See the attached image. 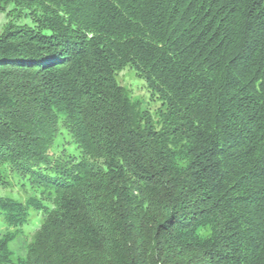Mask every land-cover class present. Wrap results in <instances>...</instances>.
<instances>
[{
	"label": "trees",
	"instance_id": "obj_1",
	"mask_svg": "<svg viewBox=\"0 0 264 264\" xmlns=\"http://www.w3.org/2000/svg\"><path fill=\"white\" fill-rule=\"evenodd\" d=\"M0 12V185L12 171L34 192L0 194V264H264V0ZM126 66L155 113L119 83ZM64 131L79 153L57 159ZM31 207L43 220L14 262Z\"/></svg>",
	"mask_w": 264,
	"mask_h": 264
},
{
	"label": "rangeland",
	"instance_id": "obj_2",
	"mask_svg": "<svg viewBox=\"0 0 264 264\" xmlns=\"http://www.w3.org/2000/svg\"><path fill=\"white\" fill-rule=\"evenodd\" d=\"M10 19L7 16V12H0V31L4 28V24ZM18 20V19H17ZM29 18L23 17L18 20L20 23L29 22ZM117 76L119 83L132 95L134 99L140 100L143 108H147L152 112H156L161 107L162 102L157 98L151 97V92L145 79L137 76L135 71L126 66L121 70ZM79 148L77 143L70 137V135L64 131L56 138L54 145L50 149V154L54 158L63 157L68 158L71 154H78ZM7 182L0 185V194L15 198L17 200L26 202V200L34 196V192L27 182V185H23L25 180L19 175L14 174L12 171H8ZM29 222L25 227L15 235V237L9 242V248L12 252V260L18 262V260L27 255L28 244L33 241L37 229L40 227L43 220V212L38 211L31 207ZM3 215L0 216V238L8 232L6 225L3 224Z\"/></svg>",
	"mask_w": 264,
	"mask_h": 264
}]
</instances>
